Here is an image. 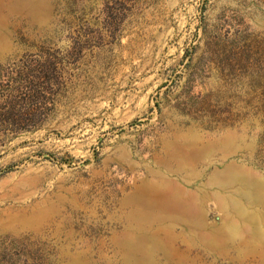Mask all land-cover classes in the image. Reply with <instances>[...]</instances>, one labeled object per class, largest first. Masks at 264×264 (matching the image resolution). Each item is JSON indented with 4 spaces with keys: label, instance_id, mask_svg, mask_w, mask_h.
<instances>
[{
    "label": "rangeland",
    "instance_id": "obj_1",
    "mask_svg": "<svg viewBox=\"0 0 264 264\" xmlns=\"http://www.w3.org/2000/svg\"><path fill=\"white\" fill-rule=\"evenodd\" d=\"M0 264H264V0H0Z\"/></svg>",
    "mask_w": 264,
    "mask_h": 264
}]
</instances>
